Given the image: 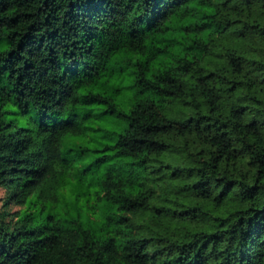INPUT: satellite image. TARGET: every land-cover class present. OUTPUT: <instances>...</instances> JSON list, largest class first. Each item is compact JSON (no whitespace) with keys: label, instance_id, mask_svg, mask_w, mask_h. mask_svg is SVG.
<instances>
[{"label":"trees","instance_id":"trees-1","mask_svg":"<svg viewBox=\"0 0 264 264\" xmlns=\"http://www.w3.org/2000/svg\"><path fill=\"white\" fill-rule=\"evenodd\" d=\"M0 190V264H264V0H0Z\"/></svg>","mask_w":264,"mask_h":264},{"label":"rangeland","instance_id":"rangeland-1","mask_svg":"<svg viewBox=\"0 0 264 264\" xmlns=\"http://www.w3.org/2000/svg\"><path fill=\"white\" fill-rule=\"evenodd\" d=\"M128 94H129V91H128ZM118 100H119V103H123L122 107H124L125 106L124 102L126 101V96L123 95V93H122L121 95H119V99ZM12 110H14V107H12ZM6 117L9 118V119H17L18 123L21 126H27L29 124L28 117L25 114L8 113V114H6ZM115 119L120 121L119 122V126L121 128L123 126V124H124V122L122 121L123 117L117 115L115 117ZM108 142L109 141L107 139H105V138H98V137L95 138L90 143L91 146L96 147L98 149L97 151H94V154L101 155V154H104V153H107V152H111L110 149H105L104 145H103V144H106ZM1 193H2V190H0V194ZM46 206L48 207V209L50 211L54 212L57 217H64V218L67 217V214H66L67 206L65 205L64 201H61V202H58V203H55V204L46 203Z\"/></svg>","mask_w":264,"mask_h":264}]
</instances>
